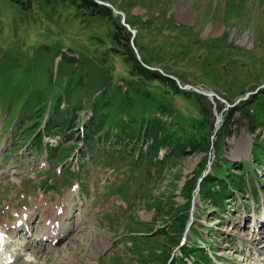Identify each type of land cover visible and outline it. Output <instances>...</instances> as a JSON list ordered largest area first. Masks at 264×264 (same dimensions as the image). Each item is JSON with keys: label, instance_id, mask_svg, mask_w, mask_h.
I'll use <instances>...</instances> for the list:
<instances>
[{"label": "rangeland", "instance_id": "1", "mask_svg": "<svg viewBox=\"0 0 264 264\" xmlns=\"http://www.w3.org/2000/svg\"><path fill=\"white\" fill-rule=\"evenodd\" d=\"M21 1L0 0V220L16 222L40 200L68 210L64 238L36 246L22 236L13 264H166L180 252L187 186L214 171L190 208L185 263H195L185 251L196 244L224 264H264V236L248 219L264 212V0H103L132 24L138 54L186 90L132 73L109 17L70 0ZM56 103L47 130L61 131L42 133L55 149L33 139ZM107 168L114 178L100 181ZM228 179H246L245 188L224 206ZM72 184L78 194L63 201ZM52 204L29 211L35 232Z\"/></svg>", "mask_w": 264, "mask_h": 264}, {"label": "trees", "instance_id": "2", "mask_svg": "<svg viewBox=\"0 0 264 264\" xmlns=\"http://www.w3.org/2000/svg\"><path fill=\"white\" fill-rule=\"evenodd\" d=\"M10 1L17 2V0H10ZM70 1H71V3L75 4L78 8L84 9V10H88L90 16H99V17L107 16V17H109L110 19L113 20V24H114V28L115 29H114V31L112 33V37H113V39L115 40L116 43L120 41L119 37L124 40L120 44H124L126 46L127 56L125 57L124 60L130 64L132 73H137L140 76H144V77L149 78V79H158V80L164 81L168 85H170V87L173 88L174 90H178L179 89L171 78L163 76L158 70H152V69L144 67L136 59V57H135V55L133 53V50L131 48V45H130V40H131L132 34L130 33L129 30H127V28L124 25H122L121 21L118 20L119 16L114 15L110 8H108V7L104 6V5L98 4L94 0H70ZM19 3H22V1L19 0ZM126 21H127V23H129V25H132L130 23V21H128L127 19H126ZM116 29L118 31H116ZM118 32H120L122 35L121 36L117 35ZM133 42L137 46L134 38H133ZM141 58L146 64L151 65L148 61H146V59L142 56V54H141ZM208 144H209L208 138H205L203 140V142L201 143L200 147H197L196 140H194L192 142V145L197 147L198 150L203 149V147L207 148ZM185 145H186V143H185ZM216 176H217V173L215 172L214 174L209 175L208 179L203 181L200 184V189H199L200 195H205V193L209 190L210 180L214 179ZM194 181L196 182V179H192L190 181V184L186 188L187 193H188V200H189L187 202V204H186V207L188 205H190V203H191L190 198H191V195L193 193L192 187L193 188L195 187ZM237 186L240 187V185H237ZM185 218H186L185 212L183 211L182 216H180V223H179L181 228H182V225L184 223ZM188 250L186 249L185 253H186V255H189L188 252H191L192 254L195 255V257H193V259L196 261L195 264H202L201 260L202 259H205V260L207 259V255L201 249H199L197 247L196 248L193 247V248L188 249ZM163 261L164 260H158V264H162ZM172 263H173V261H172ZM182 263L184 264L185 261L182 260Z\"/></svg>", "mask_w": 264, "mask_h": 264}, {"label": "bare ground", "instance_id": "3", "mask_svg": "<svg viewBox=\"0 0 264 264\" xmlns=\"http://www.w3.org/2000/svg\"><path fill=\"white\" fill-rule=\"evenodd\" d=\"M187 10L188 11L190 10V14L191 15L193 14L192 13V10H191V7H189ZM208 93L211 94V92H208ZM208 96H210V95H208ZM210 97L212 98L213 96H210ZM217 127H219V124H217ZM244 150L245 149H243V150L240 149V151H244ZM72 193H73V190H71L68 194H66L64 196V198H63V201L67 200L71 196ZM59 204H61V206H59ZM52 205H54L56 209H54V208L52 209V212L50 214L51 217H49L50 215L47 217L46 223L43 225V227L41 229V232L39 231L38 236H37L38 237V241L37 242H38V244H42V246L43 245H46L47 243H49V244L52 243L56 238H58V241L62 238L61 232L58 230L57 225L60 226V224H61L60 221L63 218V215L62 214L65 213V211L68 210V207H67V204L64 203V202L63 203L54 202ZM33 213H34V211L31 212V213L26 212V211H22L21 214H20V217L17 219V221L19 219H21V220L24 221V223H23L22 226H27V223H28V221H29V219H30V217H31V215ZM24 214H26V217L25 218H24ZM16 222L14 224H11L9 226L8 225L9 223H7L4 220H0V231H3L4 233H6L7 232V229H9V228H12V229H15V228L16 229H21V227H18L17 228V225H16L17 223ZM262 223L264 224V222H262ZM28 225H29V223H28ZM34 232H35V230H34ZM4 241L6 243L9 242V237L7 238V235L5 236ZM9 253H8V256H7L8 260L10 258H13V261H14L16 258H14V255L11 252H9ZM2 263H6V262L0 261V264H2ZM7 264H9V263H7Z\"/></svg>", "mask_w": 264, "mask_h": 264}, {"label": "water", "instance_id": "4", "mask_svg": "<svg viewBox=\"0 0 264 264\" xmlns=\"http://www.w3.org/2000/svg\"><path fill=\"white\" fill-rule=\"evenodd\" d=\"M96 1L99 2V3H101V4H103V5L109 6L113 10L114 13L122 15V22L130 30L129 25L124 22V15L119 10L115 9V7L112 6L111 4H109L108 2L99 1V0H96ZM131 44L133 46V50H134V53H135L136 58L140 61V57H139V54L137 53V49L135 48V46L133 45V43H131ZM167 77L174 78L171 75H167ZM197 91H199V90H197ZM199 92H201L203 94H209V93H205V92H202V91H199ZM211 94H213V93H211Z\"/></svg>", "mask_w": 264, "mask_h": 264}]
</instances>
